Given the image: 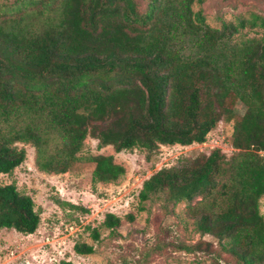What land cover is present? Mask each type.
Returning a JSON list of instances; mask_svg holds the SVG:
<instances>
[{"label":"trees","instance_id":"16d2710c","mask_svg":"<svg viewBox=\"0 0 264 264\" xmlns=\"http://www.w3.org/2000/svg\"><path fill=\"white\" fill-rule=\"evenodd\" d=\"M264 3V0H260ZM204 0H15L0 5V175L35 148L42 173L69 172L85 141L116 153L204 144L221 121L234 122L227 157L210 155L147 179L141 203H186L196 232L216 240L181 245L232 264H264V16L207 22ZM248 33V32H247ZM236 103L245 113L239 116ZM93 182L117 183L126 168L97 155ZM141 210H145L141 207ZM134 220L133 215H129ZM40 213L15 184L0 186V232L34 234ZM123 221L108 213L116 234ZM93 237L100 239L98 229ZM78 255L94 247L78 243ZM59 264H75L61 261Z\"/></svg>","mask_w":264,"mask_h":264},{"label":"rangeland","instance_id":"374dc122","mask_svg":"<svg viewBox=\"0 0 264 264\" xmlns=\"http://www.w3.org/2000/svg\"><path fill=\"white\" fill-rule=\"evenodd\" d=\"M15 0H0L5 6ZM203 9L207 22L221 27L223 21L249 18L252 13L264 16V3L260 0H204L195 10ZM248 32V33H247ZM247 36H262L264 30L247 31ZM236 112L244 115L245 107L236 103ZM234 122L221 121L210 132L204 144L190 146H160L152 154L141 149L116 153L113 146L99 148V141L91 137L85 141L79 161L72 169L60 175L42 173L36 166L35 148L25 147L27 159L11 174L0 175V186L15 184L21 193L30 195L40 213L41 223L34 234L15 230L0 232V264H232L225 259L212 260L205 253H187L181 245H195L201 237L186 215V203L171 212L163 209L162 199L141 203L140 192L144 182L163 168L180 165L183 161L210 155L221 149L231 157ZM113 155L115 162L126 168V174L112 184L93 182L95 164L89 160L97 155ZM264 155V153H262ZM144 207L145 210H141ZM264 216V197L261 199ZM112 213L120 217L122 226L116 234L103 226L105 217ZM129 215L135 217L129 219ZM98 229L100 239L93 237ZM78 243L94 247L91 255H78Z\"/></svg>","mask_w":264,"mask_h":264}]
</instances>
